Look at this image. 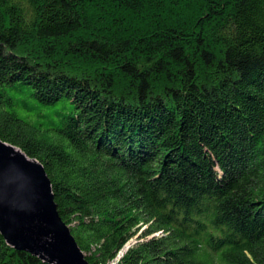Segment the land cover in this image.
I'll use <instances>...</instances> for the list:
<instances>
[{
  "label": "trees",
  "instance_id": "trees-1",
  "mask_svg": "<svg viewBox=\"0 0 264 264\" xmlns=\"http://www.w3.org/2000/svg\"><path fill=\"white\" fill-rule=\"evenodd\" d=\"M0 140L89 264H264V0H0Z\"/></svg>",
  "mask_w": 264,
  "mask_h": 264
},
{
  "label": "water",
  "instance_id": "water-1",
  "mask_svg": "<svg viewBox=\"0 0 264 264\" xmlns=\"http://www.w3.org/2000/svg\"><path fill=\"white\" fill-rule=\"evenodd\" d=\"M0 235L47 264H89L58 215L44 167L1 140Z\"/></svg>",
  "mask_w": 264,
  "mask_h": 264
}]
</instances>
